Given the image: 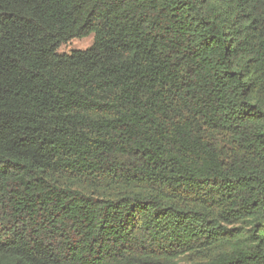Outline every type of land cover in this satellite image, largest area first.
<instances>
[{
	"label": "trees",
	"instance_id": "trees-1",
	"mask_svg": "<svg viewBox=\"0 0 264 264\" xmlns=\"http://www.w3.org/2000/svg\"><path fill=\"white\" fill-rule=\"evenodd\" d=\"M0 264H264V0H0Z\"/></svg>",
	"mask_w": 264,
	"mask_h": 264
},
{
	"label": "rangeland",
	"instance_id": "rangeland-1",
	"mask_svg": "<svg viewBox=\"0 0 264 264\" xmlns=\"http://www.w3.org/2000/svg\"><path fill=\"white\" fill-rule=\"evenodd\" d=\"M94 42V35L90 34L88 36L82 38H74L66 43H63L58 52L60 53H71L73 50L76 49H86L90 47Z\"/></svg>",
	"mask_w": 264,
	"mask_h": 264
}]
</instances>
